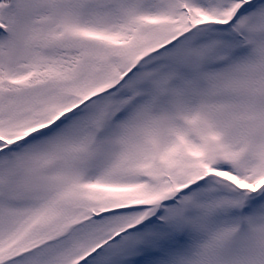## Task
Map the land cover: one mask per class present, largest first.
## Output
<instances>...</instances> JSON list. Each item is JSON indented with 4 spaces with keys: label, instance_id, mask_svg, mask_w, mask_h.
<instances>
[{
    "label": "snow or ice",
    "instance_id": "6c2138e0",
    "mask_svg": "<svg viewBox=\"0 0 264 264\" xmlns=\"http://www.w3.org/2000/svg\"><path fill=\"white\" fill-rule=\"evenodd\" d=\"M0 264H264V0H0Z\"/></svg>",
    "mask_w": 264,
    "mask_h": 264
}]
</instances>
